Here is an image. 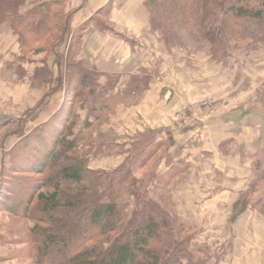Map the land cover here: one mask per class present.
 Segmentation results:
<instances>
[{"label":"rangeland","instance_id":"1","mask_svg":"<svg viewBox=\"0 0 264 264\" xmlns=\"http://www.w3.org/2000/svg\"><path fill=\"white\" fill-rule=\"evenodd\" d=\"M260 1L221 0L219 7L210 9L208 20L200 27L195 21L203 15L198 8L199 4L194 6L191 0H152L151 29L155 34H151L153 38L149 35L148 38L137 41L135 48L133 43L131 59L124 58L127 62L123 67L95 59L100 57L97 49L99 43L92 38H83L82 31L73 33L70 38L72 51L70 58L66 59L68 51L63 38L65 24L62 12H59L56 20H43L42 24H46L44 28L39 20L32 25L28 20L20 19L22 16H14V22L0 19V34L10 33L17 36L19 42L16 44L25 58L43 57V53L54 48L55 62L62 65L61 71L54 69L59 78L63 77L61 86H54L59 90L55 94L54 88L48 90L46 86L47 78L51 74L46 65L41 69L31 65L26 71L19 66L13 67L20 72L21 77L28 78L30 82L35 81L38 76L40 78L33 84L28 83V91L27 87H20L22 79L17 78L15 88L9 90L3 106L9 114L18 116V122L6 125L4 134L0 136V201L4 202L0 205V264H62L61 257L43 251L41 244L33 242L32 235L38 233V226H45L38 225V219H35L37 201L33 199L37 194L36 191L34 193V188L44 180L45 174L13 173L11 165L15 166L12 161L19 158L22 152L25 154L29 148L40 143L46 145L48 133L52 135L57 123L67 117L70 107V121L73 122L74 129L73 137H68L67 140L80 136L74 155L80 161H86V168L92 174L80 186L64 184L62 189L66 194L76 196L81 189H88L91 203L111 200L123 215L128 214L130 217L135 197L131 198L129 193H137L138 190L141 194L146 192L151 199L163 203L161 206L176 217L178 225H183L184 232L174 234L172 239L178 243L175 244L177 249H184L188 245L192 252L191 257L197 258V264L204 262L202 255L199 256L193 251L201 240L198 235L212 231L228 242L225 230L235 234L238 247L237 244L233 248L226 244L223 249L225 255L221 259L228 261H219L217 258L216 262H212L211 259H205V264H264L263 198L260 200L258 196H243L248 217H240L237 219L238 224L229 226L227 221L223 223V209L217 211L218 213H209L207 205L192 208V211H196L193 217L188 214L183 216L181 211L178 215L172 201L175 199L180 204V198L184 196L182 191L177 193L171 188L172 183L177 178L181 179L183 173L187 172L186 168L190 166L185 161L186 158H181L185 155L184 150H189L188 154L192 155L191 159L196 166L200 163L199 154H206L201 152L202 149L217 151L216 145L220 140L237 136L240 122H243L241 110L245 109L240 107L241 102L245 101L243 106L256 102L250 99V93L256 95L258 92L262 95L254 105L255 108L263 105L260 102L264 100V17L253 20L236 18L229 13L232 7L259 10ZM35 2L19 0L14 14L20 15V12L30 8ZM31 16L33 13L28 18ZM104 21L105 18L101 17L97 25V31L101 33L107 29ZM46 27L53 30L49 32L47 28V32L42 33ZM89 34L90 32L87 33ZM36 39L38 43H35ZM84 39L85 48H81ZM90 39L89 45L87 40ZM26 42L28 48L25 47ZM99 70H104L107 74ZM81 75H86L89 79L87 89L81 95L74 92L73 99L70 96L62 112L42 132L35 131L30 137H21L23 130L27 134L33 129V121L38 117L39 110L50 105L49 101H58L59 98L62 101L64 91L60 89L66 88L67 79L71 89L79 82ZM35 83L45 85H38L41 88L38 92L33 89ZM69 91L68 89L67 92ZM42 93L45 94L44 98L36 101L34 98ZM181 98H185L183 105L180 104ZM255 108L252 110L253 116L262 118L263 112L257 113ZM159 116H162L161 122ZM163 118H166V122H163ZM233 121L238 125H229ZM87 122L89 126L85 128ZM149 122L156 125L155 134L147 128ZM251 124L256 125L252 122ZM174 137L178 141L176 148L172 149ZM139 147L140 150L152 154L151 159L141 167V159L135 158V153L131 155ZM226 148L221 151L222 154L226 153ZM193 150L198 154H192ZM230 156L237 157L233 154ZM220 159L223 160V156ZM185 162L189 164L187 167ZM24 165L27 164L24 162ZM57 170L58 168L52 170V174ZM116 174H129L131 180H136L129 185L126 194H121L120 188L132 181L123 185L116 182L117 185L113 184L111 181ZM163 178L171 181L166 193H161V189L152 192ZM186 178L188 175L182 179ZM91 181L93 184H88ZM169 188L173 190V199ZM19 198L23 199L22 202L33 201L32 206L30 204L28 207L30 216L25 210L13 215L7 212V208L13 207L16 211L17 206H24L19 203ZM180 205L186 211L185 202ZM81 215V208L76 212L60 209L55 218L58 219L57 222H61L60 226L65 225L64 231L75 225L77 236L82 233L78 223ZM215 226L217 229L211 230ZM248 226L251 230H248ZM154 248L168 250L166 245L152 243V249ZM76 253L68 252V257Z\"/></svg>","mask_w":264,"mask_h":264},{"label":"crops","instance_id":"2","mask_svg":"<svg viewBox=\"0 0 264 264\" xmlns=\"http://www.w3.org/2000/svg\"><path fill=\"white\" fill-rule=\"evenodd\" d=\"M35 1L36 2L33 3L30 8L20 12V16L28 20L32 25H35L38 20L42 24L43 20L50 21L58 19L60 15L59 12H62L65 24L63 38L66 42V51H68V54L65 56L66 59L70 58L69 54L72 51V49L70 50V38H72L73 33L75 34L79 31H82L83 38H92L98 41L99 46L97 49L100 57H95V59H98L102 63L119 66H122L127 62L124 61V58L131 59L137 41L142 38H148L149 35L150 38H153L151 34H155L151 29L152 21L150 7L152 0ZM56 9H58V11ZM31 13H33V16L29 19L28 15ZM41 15H43V17H40ZM101 17L105 18V27H107L106 31L103 33L97 31V25L99 24ZM88 32H90L89 35H87ZM37 39L35 43H38ZM17 41L18 37L13 34H0V136L4 134V128L9 121L12 124L18 122V116H12L7 112L8 110H5L6 108L3 107L5 99L8 97L9 90L15 88V81L17 78L22 79L20 87L22 89L27 87V91L30 87L28 83L33 84L40 78V76H38L35 78V81L30 82L28 78L24 79L21 77L20 72L18 70L15 71L13 67L17 68L19 66L21 70L26 71L27 67L31 65L40 69L46 65L51 71V74L47 78L48 83L46 86L48 87V90L54 88L55 94L59 91L56 89L57 85L60 87L63 81V77L60 76L59 78L54 69L57 68V70L61 71L62 68L61 63L57 65V62H55L56 55H53V53H55L54 48L43 53V57L37 56L29 59L24 57L19 49V45L16 44ZM87 43L90 45L91 39L87 40ZM133 43L135 44L134 48ZM25 45V47L28 48L29 45L27 42ZM81 48H85V39ZM12 68L14 69L13 71ZM99 71L107 74L104 70ZM42 84L43 83H35L33 89L39 92L41 88L38 85ZM55 85L56 87H54ZM69 85L70 82H68L67 79L66 88L60 89V91H64L62 93V101H60V98L58 101H49L50 105H48L49 107H46L47 109L44 108L41 111L39 110L38 117L33 121V129L27 134H25L24 130L21 137H27L33 130L45 126V124L49 121L51 122L60 111L62 112L66 101H69L70 96L71 98L73 96L70 93L69 98L67 99L66 90L69 89V92H73V90L79 89L80 86L79 82H77V84L71 89L69 88ZM262 89L264 91V86ZM54 90L52 91L54 92ZM169 95L170 93L166 94V96ZM44 96L45 94L42 93L34 99L39 102ZM224 97H227V95L224 94ZM259 97H262V95L258 92L256 95L255 93H250V99L256 102H252L248 106H243L245 103L244 100L241 102L240 107L245 109L241 110V115L243 116L241 120H243V122H240L239 133L237 136L224 137L220 140L224 142L221 143L219 141V144L216 145L217 151L207 148L205 150L202 149L201 152H205L206 154H199L200 163L196 166L191 159L192 155L188 154L190 153L188 152L189 150H184L185 155L181 156V158H186L185 161L189 163L190 166L186 168L187 172L183 173V177L188 175V178L190 179H182L183 177H181V179L177 178V180L171 185V188L176 190L177 193L182 191L184 197L180 198V201L185 202L186 204L184 206L186 207L185 211L181 208V202L180 204H177L175 199L172 201L177 209L178 215L181 211L183 216L188 214L193 217V215H196V211H192V208L207 205L209 213H218L217 211L223 209V223L227 221L228 225L231 226L235 223L238 224L239 221H237V219L240 217L241 219H246L248 217L245 213L247 211V205H244L246 202L243 201V196L256 197L259 195L260 200L263 198L262 202H264V100L260 102L263 103L260 107L257 106L255 108L254 106L258 103L257 100ZM179 100L181 105L185 103V98ZM53 101L55 104H52ZM58 102L60 103L58 104ZM34 104L35 103H32V105ZM254 108L257 113L260 111L263 112L262 118L260 117L258 119L256 116H253L252 110ZM242 111L244 112L242 113ZM159 121H162V116H159ZM163 122H166V118H163ZM251 122L256 125H252ZM233 124L238 125L235 121L229 122V125L232 127L234 126ZM147 128L154 133L156 125L149 122ZM156 138L162 140V138ZM173 141L174 145L172 146V149H175L178 138L174 137ZM224 148H226V153L222 154L221 151ZM0 150L2 151V149ZM192 154L197 155L198 152L193 150ZM230 154L237 155V157H231ZM221 156H223V160L220 159ZM186 162L185 167L189 165ZM165 169H167L166 166ZM205 173L207 174L205 175ZM204 177L206 178L204 179ZM171 188H169V192L173 199V190L171 191ZM250 207L256 209L254 206ZM216 229L217 226L211 230ZM248 230H251L249 226ZM242 231L245 233V230ZM225 232L227 238H229L228 242L222 240L219 235L217 237V234L212 231L209 234L201 233V235H198V237L201 238L198 242L199 246H207L212 262H216L217 258L219 261H228L226 259H221L225 255L223 249L226 244L231 245L232 248L235 247L234 244H237L238 247L236 238H234L235 234L226 230ZM229 264L232 263L230 262Z\"/></svg>","mask_w":264,"mask_h":264},{"label":"trees","instance_id":"3","mask_svg":"<svg viewBox=\"0 0 264 264\" xmlns=\"http://www.w3.org/2000/svg\"><path fill=\"white\" fill-rule=\"evenodd\" d=\"M191 2L194 6L199 4L198 8L200 12H203L202 17L195 20L196 25L201 27L205 25L204 21H207L210 16V9L219 7L221 0H191ZM18 3L19 0H0V19L14 22V16L21 17L19 14H17L18 16L14 14ZM259 7V10L232 7L229 13L236 18L261 20L264 17V0L259 2ZM20 19L25 18L21 17ZM44 25L46 24H43L42 28L45 27ZM52 30V28H48L47 31ZM88 82V77L81 75L79 89H75L73 92L66 90L67 99L70 93L73 96L74 92L76 95H81V92L87 89ZM70 109L71 107L67 110L68 118L57 123L52 135L48 133L46 145L37 144L34 148H29L25 154L22 152L19 158L12 161L15 165H11L13 173L31 172L46 176L34 188V193L37 192L33 196V199L37 201V207L34 210L36 218H34L38 219V225L45 224V226H38V233L32 235L33 242L41 244L43 251L61 257L62 264H197V258L191 257L192 252L188 245L184 249H177L178 243L172 239L174 234L184 232L183 225H178L176 217L167 213L161 206L163 203L151 199L146 192L141 194V191L138 190L137 193H129L130 197H135V199L129 213L131 215L128 217V214L123 215L111 200L91 203V199L89 201L88 198V189H81L76 196H70L63 191L64 184L80 186L89 180L92 174L86 168V161H80L78 156L74 155L80 136L67 140L68 137H73L74 129V124L70 121L72 117ZM51 122L49 121L40 129L33 130L28 137L35 131L42 132ZM9 123L11 122L9 121L6 125L8 126ZM88 126L87 122L85 128ZM140 149L141 147L135 148L131 155L135 153V158L141 159L142 163H139L141 167L151 159L152 154ZM138 150L140 151L138 152ZM24 162L27 164L26 166ZM62 163L64 164L62 165ZM57 168L56 173L52 174V170ZM130 180L129 174H116L111 183L123 185ZM131 181L125 187L120 188L121 194H126L130 188L129 185L136 180ZM170 182L168 178L159 180L160 185L152 192H158V189H161V193L165 194ZM91 183L92 181L88 184ZM258 198H260L259 195ZM19 199V203L24 206H17L16 211L13 207L7 208V212L13 215L14 213L18 214V211L25 210L30 216L31 211L28 207L33 201L22 202L23 199ZM3 203L0 201L1 206ZM169 205L173 208L172 204ZM79 208L82 210V215L79 216L78 223L82 228V233L75 236V225H72L70 230L64 231L65 225L60 226L61 222H57L55 214L60 209L76 212ZM31 220L34 219L31 218ZM152 243L166 245L168 250L152 249ZM87 244L89 246H86ZM71 251L77 253L68 257V252ZM193 251L199 256L202 255L203 264L206 263L205 259L208 261L211 258L207 246L194 247Z\"/></svg>","mask_w":264,"mask_h":264}]
</instances>
